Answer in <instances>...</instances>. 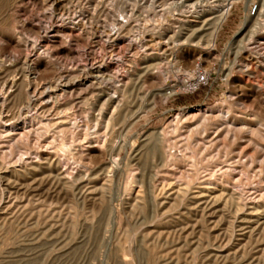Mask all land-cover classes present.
I'll return each instance as SVG.
<instances>
[{
    "label": "rangeland",
    "instance_id": "rangeland-1",
    "mask_svg": "<svg viewBox=\"0 0 264 264\" xmlns=\"http://www.w3.org/2000/svg\"><path fill=\"white\" fill-rule=\"evenodd\" d=\"M230 1L212 44L208 23L192 36L180 24L212 0H0L11 121L49 81L68 83L55 88L61 108L44 113L58 165L30 163L34 141L0 138V264H264V0ZM196 57L218 72L169 96L173 63ZM113 88L122 100L110 103L100 93ZM73 121V132L97 123L100 143L56 131Z\"/></svg>",
    "mask_w": 264,
    "mask_h": 264
},
{
    "label": "bare ground",
    "instance_id": "bare-ground-1",
    "mask_svg": "<svg viewBox=\"0 0 264 264\" xmlns=\"http://www.w3.org/2000/svg\"><path fill=\"white\" fill-rule=\"evenodd\" d=\"M213 5H211V7L208 9L207 6H205V9L203 8H199L197 9V13L195 14V18H185L182 19V22L180 24H186L184 25L189 26L186 27L187 30L185 33L188 32H195L197 28V24L198 22H205L208 23L210 26H208L207 28H210V31H208V33H210V37L212 40V44H215V38H216V34L218 32V30L220 29L223 21L227 18V15L229 13V10L232 6V2L230 0H223L220 3H215L214 4V0H212ZM54 2V1H53ZM57 3V2H56ZM63 3V2H61ZM181 3V1H180ZM189 3V2H188ZM187 3V4H188ZM184 4V2H183ZM210 4V3H209ZM190 5H194L193 3H190ZM198 7V6H197ZM206 10L209 11L211 16H205ZM192 12V11H190ZM189 14V12H188ZM252 14V11L249 10V8L247 7L246 9V13H245V17L243 19L242 22V27H245L247 25L248 19L250 18V15ZM254 14L258 15V14H264V11L261 9H259L258 12H255ZM186 16V15H185ZM193 16V15H192ZM259 16V15H258ZM181 17V16H180ZM190 17V16H189ZM207 17V18H204ZM257 17V16H256ZM261 17V15H260ZM264 17V16H263ZM178 18V17H177ZM258 18V17H257ZM180 19V18H179ZM178 19V20H179ZM33 22V21H32ZM200 24V23H199ZM31 25V24H30ZM34 24H32L33 26ZM196 25V26H195ZM202 25V24H201ZM200 25V26H201ZM25 26V25H24ZM29 26V25H28ZM174 26V25H173ZM199 26V27H200ZM175 27V26H174ZM202 27V26H201ZM200 27V28H201ZM21 28V27H20ZM183 31V29H182ZM189 33V36H192V33ZM53 36H56V33L52 34ZM182 38V37H181ZM260 41V40H259ZM250 45V44H249ZM212 46V45H211ZM252 46V45H251ZM250 47V46H249ZM252 50V49H251ZM250 51V49H249ZM254 52V51H253ZM256 52V51H255ZM260 55H263V52H257ZM264 60V59H263ZM28 64V63H27ZM38 69H36V66L33 64L29 65V74H28V78L30 79V81L32 80H36L39 77V72L37 71ZM98 72H100L101 70L98 68L97 70ZM96 77H99L98 75ZM32 79V80H31ZM64 79V74L59 77V79L55 80V81H49L48 83V89L44 90L43 92H40L38 95L39 97L37 98V96H35V93H32V96L29 98L28 101H26V103L22 104L19 109L17 108V106L15 108H17L19 111V113H24L22 114V119L20 122L14 123V121H11L16 112H12L6 113L8 110V106L10 103H8V93H0V138L12 143L14 145H18L20 143H24L25 144H32L31 142H33V146L35 147L30 154V158L29 159H35V162H30V163H34L35 166H39L41 165L39 160L46 159L48 162H50V166L51 165H58L60 163V160H58L57 158L53 157V151H49V148H53L55 145L52 141V139H49V136L47 134V132L50 130V126L53 125V123H51V119H49V117H47L44 113L48 110H52L54 108L60 107L61 104H59L60 100L57 94V89L61 87V90H64L65 87L67 86V82H63ZM13 80V79H12ZM65 80V79H64ZM90 79H86V81H88ZM91 81V80H90ZM29 82V81H28ZM93 83V81L91 82V84ZM95 85V84H94ZM56 90V91H53ZM34 92V91H33ZM26 93V92H25ZM63 93V92H62ZM28 94V93H27ZM28 96V95H27ZM26 96V97H27ZM101 97H105V100L107 102L110 103H114L116 101L119 102V100H122L121 95L118 91L117 88H113L112 90H108V91H104L102 89L101 93H100ZM24 99V98H23ZM27 99V98H26ZM25 99V100H26ZM38 101V103H37ZM66 101V100H65ZM24 102V101H23ZM61 103V102H60ZM14 105V102L12 103ZM21 104V103H19ZM36 104V107H35ZM15 106V105H14ZM13 106V108H14ZM12 108V107H11ZM12 108V109H13ZM61 108V107H60ZM34 109V111H33ZM58 109V108H57ZM17 111V110H15ZM220 111V110H219ZM10 112V111H9ZM59 113V112H58ZM51 114V113H50ZM62 114V113H61ZM197 114V112H192L191 115L195 116ZM49 115V114H48ZM54 115V114H53ZM52 115V116H53ZM60 116V115H59ZM58 116V117H59ZM113 116V115H112ZM115 117V116H114ZM196 117V116H195ZM112 118V117H111ZM112 120V119H111ZM197 120H200L199 118ZM114 121V120H113ZM52 124V125H51ZM74 121L73 122H59L55 124L56 127V131L57 132H61L66 136L71 135V139L73 140H78V139H86L88 138L89 134L94 133V137H92V141L96 142V143H100L101 138L103 133L101 132V128L98 126L97 123L94 124V130L92 131H86V130H77L76 132H73V126H74ZM107 124V123H106ZM187 124V123H186ZM174 125V124H173ZM109 127V126H108ZM175 127V126H174ZM52 128V127H51ZM54 128V127H53ZM109 129V128H108ZM107 130V129H106ZM52 131V130H51ZM104 132V131H103ZM108 132V131H107ZM71 133V134H70ZM53 135V134H52ZM92 135V134H91ZM107 136V135H106ZM104 138V137H103ZM35 139V140H34ZM41 140L43 142H41ZM91 141V142H92ZM106 141V140H105ZM102 143V142H101ZM226 143V142H225ZM105 144V143H104ZM102 145V144H101ZM152 146V145H150ZM20 147V145H19ZM90 147V146H89ZM104 147V146H103ZM71 148V147H70ZM103 149V148H102ZM56 150V149H55ZM94 152V156L97 157L100 155V150H98V148H92L91 149ZM74 151V149H73ZM56 152V151H55ZM82 152V151H81ZM90 152V150H89ZM102 152V151H101ZM85 153V152H84ZM80 154V153H79ZM88 154V153H87ZM76 155L73 153V156ZM82 155V156H81ZM55 156V155H54ZM77 156V155H76ZM94 157V159H95ZM78 158V157H77ZM102 158V156L100 157ZM20 160V159H19ZM67 160V159H66ZM75 161V159H74ZM96 161V159H95ZM94 161V164H95ZM26 162V161H25ZM45 162V161H44ZM43 162V163H44ZM93 162V158L92 155L90 156H86L83 154H80L79 157V162L77 164H80L81 166L85 167H91L89 165H91ZM19 163V162H18ZM29 163V162H28ZM47 163V162H46ZM45 163V164H46ZM32 164H28V165H32ZM65 165V164H64ZM93 165V164H92ZM53 166L50 167V172L53 171ZM31 168V166H30ZM34 168V167H33ZM46 168V167H45ZM59 168V167H58ZM61 168V167H60ZM57 169V168H56ZM90 169V168H88ZM29 170V169H28ZM31 170V169H30ZM48 170V169H47ZM16 171V170H15ZM25 171V170H24ZM32 171V170H31ZM43 171V169H42ZM44 172V171H43ZM49 172V171H48ZM68 171L65 169L62 173H60L62 176V183L63 184H73L74 181L76 180L75 178H70L69 175H67ZM49 174V173H48ZM58 176V175H57ZM72 176V175H71ZM161 179L166 180L168 179L166 176H162ZM49 182V180L47 181ZM186 184V183H185ZM184 184V185H185ZM212 184V183H211ZM209 186V185H208ZM264 186V185H263ZM188 187V186H186ZM191 187V186H190ZM5 188V187H4ZM205 188V187H204ZM207 188V185H206ZM205 188V189H206ZM262 189V188H261ZM6 190V188H5ZM5 194V191L3 189V191H1V199L3 198ZM255 200V199H254ZM257 201V200H256ZM2 202V201H1ZM252 202V201H251ZM252 205V204H251ZM258 206H260V210L262 208V212L264 213V187L263 190L261 192V195L259 196V200H258ZM257 207V206H256ZM252 208V207H251ZM255 208V207H254ZM72 216V215H71ZM11 226V225H10ZM126 248V247H125ZM124 248V249H125ZM126 251V250H125ZM129 252V251H128Z\"/></svg>",
    "mask_w": 264,
    "mask_h": 264
},
{
    "label": "built area",
    "instance_id": "built-area-1",
    "mask_svg": "<svg viewBox=\"0 0 264 264\" xmlns=\"http://www.w3.org/2000/svg\"><path fill=\"white\" fill-rule=\"evenodd\" d=\"M217 61L196 57L191 61L177 60L171 67L166 93L169 96L194 93L211 82L218 72Z\"/></svg>",
    "mask_w": 264,
    "mask_h": 264
}]
</instances>
